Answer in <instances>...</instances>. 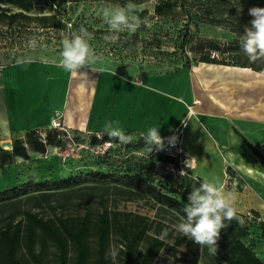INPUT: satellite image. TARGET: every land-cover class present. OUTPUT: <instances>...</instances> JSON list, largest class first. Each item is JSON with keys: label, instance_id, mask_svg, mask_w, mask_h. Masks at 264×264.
<instances>
[{"label": "rangeland", "instance_id": "1", "mask_svg": "<svg viewBox=\"0 0 264 264\" xmlns=\"http://www.w3.org/2000/svg\"><path fill=\"white\" fill-rule=\"evenodd\" d=\"M155 3V0H147L136 6L135 15L141 20L140 27L134 34L121 32L116 42L106 39L112 33L102 13L105 8L115 9L118 6L98 3L65 6L64 20L68 17L71 21L92 29L89 44L95 55L91 62L80 70L87 72V78L73 77L62 68L64 73L66 71L69 74L66 80L68 91L64 88L67 86L65 83L62 87L68 93V113H53L49 126L38 130L44 136L46 131L53 129L52 121L57 120L68 135L62 136L59 147H47L44 155L29 152L28 161L15 160L12 165L0 168V190L13 186L20 188L23 199L21 210L31 209L44 220L54 219L55 216H88L90 254L86 264H94L92 226L100 210V202L106 211L115 212L119 222L126 227L131 224L139 228L146 227V232L136 245L131 258L132 264H137L146 245L154 237V228L157 224L172 230L174 236H182L174 227L181 218L173 211L154 204L140 191L141 186L152 184L161 188L195 177L187 168V163L182 167H177L173 163L161 164L157 162V156L160 155L157 150H154V156L138 150L139 145L143 146V142L142 137L137 135H133L134 140L128 145L118 144L109 147L106 144H90L89 138L92 135L101 137V134L74 128L78 122L77 109L84 111L82 119L85 121L91 118L93 87L97 86L105 75L138 84L144 83L156 93L187 101L189 92L186 74L172 72L175 68H180L186 59L191 62V68L202 67V64H195L193 60L192 49L196 39H213L227 43L241 37L243 33L233 32L228 22L208 23L205 19L194 17L188 26L189 42L182 47L184 21L180 9L176 7L169 16L158 18L153 15ZM219 4L220 10L232 12V18L240 21L252 19L248 15V9L253 6L247 4L245 0H221ZM142 12L146 14L139 16ZM32 14H46L43 0H33ZM37 35L38 47L34 51L27 45L22 48L1 45L0 72L5 67L20 64L17 60L21 57H32L29 63L61 68L58 66L61 58V41L66 34L44 32ZM63 75L65 77V74ZM47 88L50 89V84ZM82 88L85 90L83 94L79 93V89ZM52 95L55 96L54 93ZM171 114V120L179 118V112L173 110ZM15 138L19 137L10 129V137H0V148L9 149L10 142ZM245 147L239 145L231 148L234 153L233 159L246 165L250 163L255 169L261 170L258 161ZM216 152H210L211 155L205 160L206 166L202 167L198 163L196 172L214 178L211 181L213 182L218 179L217 172H220V169H227V174L233 181H226L225 191L234 194L236 215L248 225V234L243 242L264 262V235L259 228V224L264 223V184L245 176L239 177L232 171L235 169L227 161L228 152L220 150ZM182 170L185 171V175L181 176ZM7 213L4 212L1 216H6ZM113 249L115 250L114 242L110 239L108 254ZM108 256L110 264H119L117 255L114 258ZM149 264H201V262L198 253L186 256L183 249L175 253L171 240L155 253Z\"/></svg>", "mask_w": 264, "mask_h": 264}, {"label": "trees", "instance_id": "2", "mask_svg": "<svg viewBox=\"0 0 264 264\" xmlns=\"http://www.w3.org/2000/svg\"><path fill=\"white\" fill-rule=\"evenodd\" d=\"M146 1L43 0L46 14L33 15V0H0V46L22 48L27 45L30 37H39L37 33L44 32L66 34L70 37L72 32L85 26L71 21L68 17L63 19L66 15L65 6L69 4L98 3L123 7L129 2L138 6ZM155 1L153 15L158 18L169 16L176 7L180 9L184 21L182 47H185L189 42L188 26L194 17L205 19L208 23L228 22L232 26L233 32L243 31V33L244 26L251 20L240 21L232 18V12L227 13L226 10H220L219 1L221 0ZM245 2L251 6L264 7V0H245ZM142 14L146 13L142 12L139 16ZM85 28L91 34L92 29ZM192 54L195 64L247 69L264 75V60L250 63L241 49L240 37L227 43H220L213 39H196ZM190 68L191 62L186 59L180 68L173 70L172 74ZM65 135H68L67 132L55 129L46 131L44 136L39 130H28L23 137L11 141L9 150L0 148V168L12 165L15 160L28 161L29 152L44 155L47 147H59L62 143L61 138ZM236 135L258 161L260 167L264 169V155L240 134L236 133ZM101 137L92 135L89 138L90 144L102 145L109 141L107 134H101ZM141 141L143 146L139 145L138 150L154 156L155 149L149 153L143 138ZM111 145H118V142L113 140ZM157 162L161 164L173 163L178 167L176 160L162 153L157 156ZM201 182L203 180L199 178H187L179 183L170 186L164 185L161 188L152 184H143L140 191L154 204L163 206L182 218L189 192L193 187H199ZM21 196V189L17 186L0 190V264H86L90 254L88 216H55L54 219L44 220L31 209L21 210L23 202ZM32 200L34 201V199ZM99 206L100 210L92 226L94 264H110L108 256L110 239L114 242L119 264H132L131 258L134 249L143 238L146 227L139 228L134 224L126 227L119 222L115 212L106 211L102 202L99 203ZM4 212L8 213L2 217L1 214ZM259 228L264 235V223H260ZM164 229L168 230L166 239L167 242L172 240V249L175 253L179 249H183L186 256L198 253L201 264H264L243 242L248 234V225L242 222L237 215L228 227L221 230L217 255H210L207 246L201 249L199 245L183 235L174 236L172 230L157 224L154 228V237L146 245L137 264H149L155 253L165 245V242L158 239Z\"/></svg>", "mask_w": 264, "mask_h": 264}, {"label": "crops", "instance_id": "3", "mask_svg": "<svg viewBox=\"0 0 264 264\" xmlns=\"http://www.w3.org/2000/svg\"><path fill=\"white\" fill-rule=\"evenodd\" d=\"M63 70L28 62L5 67L0 72V120L7 121L8 128L7 135L0 129V137H10V129L17 137H23L28 130L49 126L53 113H68L65 89L68 91L69 74ZM179 72L187 77V101L156 93L144 83L105 75L93 87L91 118L82 119L84 111L78 108L74 128L107 134L110 127H119L126 134L141 136L149 128L160 126L161 136L181 133L187 168L195 178L209 182L214 179L196 170L198 163L202 167L207 165L205 160L210 152L220 150L228 152L227 161L239 177L264 184V169L236 162L230 150L239 145L245 147L238 133L264 155V75L205 64ZM64 83L67 86L63 90ZM79 93H85L84 88ZM173 110L179 112L176 120L170 119ZM217 173L214 183L224 186L227 180L233 181L227 169Z\"/></svg>", "mask_w": 264, "mask_h": 264}, {"label": "clouds", "instance_id": "4", "mask_svg": "<svg viewBox=\"0 0 264 264\" xmlns=\"http://www.w3.org/2000/svg\"><path fill=\"white\" fill-rule=\"evenodd\" d=\"M135 4L129 2L123 7L115 9L105 8L103 17L109 25L112 35L106 39L116 42L121 32L127 31L134 34L141 25L140 18L135 15ZM248 15L252 17L248 24L244 26V33L240 37V46L250 63L264 60V7L253 6L248 9ZM91 34L81 26L78 31L71 33L62 39V49L58 66L68 71L73 77H88L87 72H81L85 65L90 63L95 53L89 44ZM27 47L35 50L38 41L32 36L27 41ZM32 57H21L17 63L31 62ZM0 129L4 134H8L7 121L0 120ZM159 127H151L146 133H141L144 143L149 153L153 150L162 151L165 148V138L160 134ZM107 135L109 141L105 142L111 146L115 140L120 145H128L133 142V134H126L121 128H109ZM102 139V137H101ZM168 146L175 147L178 136L172 135L167 138ZM180 175H185L181 171ZM235 196L232 192L225 191L222 184L201 182L199 187H193L187 196V202L183 208L184 217L176 224L175 230L184 237L200 246L208 248L210 255H217L218 240L221 230L230 225L236 218L237 210L234 206ZM168 230H162L159 240L167 243ZM111 257L117 255L116 250H110Z\"/></svg>", "mask_w": 264, "mask_h": 264}, {"label": "built area", "instance_id": "5", "mask_svg": "<svg viewBox=\"0 0 264 264\" xmlns=\"http://www.w3.org/2000/svg\"><path fill=\"white\" fill-rule=\"evenodd\" d=\"M52 128L55 130L63 131L66 132V130L61 126L59 121H52ZM172 135H177L178 136V142L175 147H169L167 138L172 136ZM165 138V148L162 151H159L160 153L176 160L178 162V167H182L183 165L185 166L186 160H187V153L182 147V135L179 132H175L171 135L168 136H163Z\"/></svg>", "mask_w": 264, "mask_h": 264}, {"label": "bare ground", "instance_id": "6", "mask_svg": "<svg viewBox=\"0 0 264 264\" xmlns=\"http://www.w3.org/2000/svg\"><path fill=\"white\" fill-rule=\"evenodd\" d=\"M233 161V160H232ZM244 166V165H243ZM247 167V166H246ZM243 173V172H242ZM255 173V172H254Z\"/></svg>", "mask_w": 264, "mask_h": 264}]
</instances>
